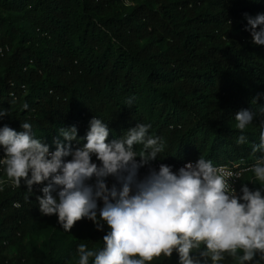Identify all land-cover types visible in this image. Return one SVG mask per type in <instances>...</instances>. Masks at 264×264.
<instances>
[{"label":"trees","instance_id":"1","mask_svg":"<svg viewBox=\"0 0 264 264\" xmlns=\"http://www.w3.org/2000/svg\"><path fill=\"white\" fill-rule=\"evenodd\" d=\"M261 13L264 0H0V111L8 113L0 128L20 132L28 122L51 151L54 139L74 150L86 143L95 116L107 124L109 143L137 123L151 124L150 134L165 143L156 160L165 163L255 160L261 153L252 145L264 131V45L253 43L245 14ZM241 109L255 113L245 144L236 142ZM73 125L77 139L63 140L57 130ZM46 183L32 192L23 180L0 189V264H78L79 244L104 247L106 222L98 230L84 218L75 223L79 237L65 247L7 256L49 216L37 199ZM224 255L219 264H238ZM150 264H179V255Z\"/></svg>","mask_w":264,"mask_h":264},{"label":"clouds","instance_id":"2","mask_svg":"<svg viewBox=\"0 0 264 264\" xmlns=\"http://www.w3.org/2000/svg\"><path fill=\"white\" fill-rule=\"evenodd\" d=\"M245 16L253 43L264 45V13ZM133 102L130 97L128 106ZM7 114L0 111V117ZM254 116L249 109L235 113V127L241 132L238 144L247 142L243 133ZM21 127L20 132L8 125L0 128L5 153L0 164L12 185L20 187L23 180L32 192L34 184L47 181L43 195L37 197L40 212L58 215L67 232L84 218L98 230H103L101 221L109 228L101 250L78 245V264H89L90 258L92 264H150L162 255L171 258L173 252L178 253L179 264H207L209 259L219 264L225 253L238 264H259L257 255L264 260V131L259 143L252 145V152L261 155L249 169L260 187L253 190L242 184L238 195L230 183L233 174L202 157L178 172L163 163L158 170L149 167L148 174L138 179V170L165 150L163 139L150 134L151 124L137 123L109 143L107 124L93 116L82 147L73 150L54 139L55 151L34 136L30 123ZM57 131L65 141L77 139L75 125ZM108 176L121 187L109 188ZM93 177L95 184L88 183ZM98 200L103 201L99 210Z\"/></svg>","mask_w":264,"mask_h":264},{"label":"rangeland","instance_id":"3","mask_svg":"<svg viewBox=\"0 0 264 264\" xmlns=\"http://www.w3.org/2000/svg\"><path fill=\"white\" fill-rule=\"evenodd\" d=\"M24 26L29 27V24L26 23ZM89 183L95 184V180ZM78 237V228L76 225L67 232L59 223L56 214L49 215L33 225L18 245L11 246L7 251V256L15 261L22 253L30 254L32 251L44 253L51 250L53 245L62 248L75 241ZM25 264L38 263L30 261Z\"/></svg>","mask_w":264,"mask_h":264},{"label":"built area","instance_id":"4","mask_svg":"<svg viewBox=\"0 0 264 264\" xmlns=\"http://www.w3.org/2000/svg\"><path fill=\"white\" fill-rule=\"evenodd\" d=\"M23 87H25V86H23ZM12 95H13V93H12ZM4 155H5V153H4L3 146H0V158H3ZM137 159H139V158H137ZM92 160H93V162L97 163L98 165L100 164V161L96 159L95 155L92 156ZM190 161L193 163L196 162L193 160H190ZM187 162H189V161L178 162V163H165L161 160H155V161H152L150 165H145V166L141 167L138 170V177L137 178L143 179V177L148 174L149 167H152V168H155L158 170L159 165L161 163L172 166V170L174 172H178L179 168L183 167ZM255 162H256V159L252 160V161H247L245 159H241L239 161H233V162L224 163V164H217L214 166L223 168L226 171L231 172L233 174V176L230 180V183L232 184L233 187H235L237 194L241 195L242 193L240 192V189H241L242 184H247V186H249L250 184H253L251 181L255 182L254 173L249 171V169L255 164ZM105 179H106V183H107L109 188H111L113 184H115L118 189L121 187V184L116 180V178L114 176H108ZM93 180H96V178L93 177L91 180L88 181V183L90 181H93ZM246 180H248L250 184H248ZM243 181H246V182L243 183ZM4 185H10L12 187H15L12 185L11 181H9L7 179V177L0 179V189ZM15 206L20 207V204L16 203Z\"/></svg>","mask_w":264,"mask_h":264}]
</instances>
